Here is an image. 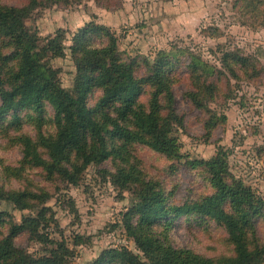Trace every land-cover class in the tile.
Here are the masks:
<instances>
[{"label":"rangeland","instance_id":"374dc122","mask_svg":"<svg viewBox=\"0 0 264 264\" xmlns=\"http://www.w3.org/2000/svg\"><path fill=\"white\" fill-rule=\"evenodd\" d=\"M33 1L23 22L38 39L34 52L71 95L75 58L81 54L78 40L80 47L103 48L109 43L107 35H113L123 63L139 78L152 76L158 63H168L165 74L173 106L162 96L164 107L158 114L166 118L171 109L175 112L166 130L174 155L129 141L132 162L176 205L213 197L222 175L236 192L227 193L221 208L234 215L241 208L249 211L248 242L264 245V0H237L236 6L233 0H0V4L25 8ZM93 27L100 29L79 36L82 29ZM53 39L56 57L47 50ZM0 49L9 57L18 52L5 36H0ZM17 59L10 58L7 67ZM153 90L150 85L144 88L140 100L144 109ZM100 97L98 90L89 96L95 117L101 115L95 109ZM18 116V121L12 113L0 118V186L13 191L41 188L51 197L25 210L0 200V238L24 220L27 225L38 221L30 231L63 242L71 253L70 264H122L101 260L107 251L122 248L143 258L125 228L126 215L139 198L132 185L124 189L113 182L115 157L89 165L77 185L57 176L50 179L42 167L25 160L19 141L25 137L38 142L40 133L54 136V111L47 108L39 116L20 110ZM39 154L46 158L43 148ZM215 160L219 167L212 171L207 165ZM42 209L52 220H39ZM129 218L134 222L138 216ZM168 228L175 247L216 259L234 255L225 228L206 216L186 214L173 219ZM30 231L19 232L16 245L35 257L50 255L56 245L37 241Z\"/></svg>","mask_w":264,"mask_h":264},{"label":"trees","instance_id":"16d2710c","mask_svg":"<svg viewBox=\"0 0 264 264\" xmlns=\"http://www.w3.org/2000/svg\"><path fill=\"white\" fill-rule=\"evenodd\" d=\"M34 4L35 1L25 8L0 4V33L5 34L0 36L7 37L18 51L13 56L18 58L15 64L7 67L6 62L13 57L0 49V118L12 113L18 121L20 110L39 116L47 108L54 111L57 130L54 136L40 133L38 142L25 137L19 141L25 160L42 167L50 179L57 176L77 185L89 165L106 162L110 156L118 161L111 173L113 182L124 189L132 185L139 198L135 209L126 215L125 228L143 258L122 248L107 251L101 260H118L122 264H262L264 245L251 246L248 242L249 211L241 208L234 215L221 208L220 202L227 198V193L236 192L222 175L218 180L219 191L213 197L176 205L169 203L165 191L156 182L148 180L131 160V151L127 147L129 141L145 143L159 153L174 155L175 147L168 140L166 130L175 112L171 109L166 118L158 114L164 107L162 96L167 98L170 108L173 106L170 78L165 74L168 63H158L152 76L139 78L123 63L113 35H107L109 43L103 48L80 47L78 40L77 48L81 54L75 58V94L71 95L59 86L55 72L42 65L34 52L38 48V39L29 33L23 22ZM97 29L100 28L82 29L79 36H86L89 31ZM55 44L56 39L51 40L47 50L56 57ZM148 85L154 90L149 106L144 109L140 100ZM95 90L101 93L95 107L101 110L98 117L89 106V96ZM40 148L45 150L46 158L39 154ZM218 164L215 160L207 167L215 171ZM243 192L249 191L243 188ZM50 197V193L41 188L37 191H13L0 186V200L11 202L20 210L30 209L37 200L45 202ZM242 197L239 199L243 201ZM246 200L251 203L250 198ZM46 212L47 209L39 212V220H52ZM193 213L206 216L225 228L234 247L233 256L216 259L173 245L168 228L171 221ZM133 214L138 216L134 222L129 218ZM1 217L0 214V226ZM27 222L24 220V224L13 226L7 236L0 238V264H70L68 257L71 253L63 242L30 231L38 221H31L30 225ZM26 230L35 235L37 241L56 245V248L50 255L41 257L27 253L16 245L14 239L19 232Z\"/></svg>","mask_w":264,"mask_h":264},{"label":"crops","instance_id":"0c3cea01","mask_svg":"<svg viewBox=\"0 0 264 264\" xmlns=\"http://www.w3.org/2000/svg\"><path fill=\"white\" fill-rule=\"evenodd\" d=\"M232 1V0H231ZM233 1H235V0H233ZM225 3V2H224Z\"/></svg>","mask_w":264,"mask_h":264}]
</instances>
